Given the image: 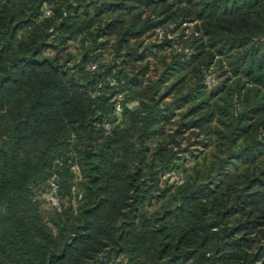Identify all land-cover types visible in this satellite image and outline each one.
I'll return each mask as SVG.
<instances>
[{
    "label": "trees",
    "instance_id": "16d2710c",
    "mask_svg": "<svg viewBox=\"0 0 264 264\" xmlns=\"http://www.w3.org/2000/svg\"><path fill=\"white\" fill-rule=\"evenodd\" d=\"M192 132L224 158L169 187ZM0 264H264V0H0Z\"/></svg>",
    "mask_w": 264,
    "mask_h": 264
},
{
    "label": "rangeland",
    "instance_id": "374dc122",
    "mask_svg": "<svg viewBox=\"0 0 264 264\" xmlns=\"http://www.w3.org/2000/svg\"><path fill=\"white\" fill-rule=\"evenodd\" d=\"M195 31L194 24H190L189 29L186 31L182 32L179 30L178 33H183V37L177 44L178 46L174 47V52L170 50H164V51H157L156 55L152 54L149 58V72L147 73L145 77V81L147 82H153L156 80V78L160 75L163 64L165 60H169L174 53H184L187 50V47L190 45V39H191V33ZM163 38V33L162 36L159 35L156 31L155 33H150L145 37V44H159ZM108 58V57H106ZM221 73V70H219L216 66L211 69V73L208 74L207 80H206V85L207 89L211 90L213 87H215L219 83V78L218 74ZM172 96L169 98L165 99V102H169ZM136 106L135 102H132L129 104V107H134ZM108 125V124H107ZM197 132H192L189 134L182 135V137H179L178 141L180 142V147H175L176 150L179 149L181 150L182 148H188L191 151H193V154H197L198 159H195L191 157L188 154H186V159L183 157H178L180 159L177 160V163L181 166V168H184L185 172H182L181 169H175L171 173H166L162 177V183H166L167 186H173L178 187L184 182L185 177L187 176H193L194 174H198L201 176L202 174H205L207 171H210L209 174L211 176L214 175L216 168L218 166V163L220 160L224 158V153L219 150V145L220 142L216 139H213L211 141V144L209 146H202L201 144L197 143H191L192 140H196ZM202 138V135L198 137V139ZM191 141V142H190ZM190 142V143H189ZM193 145H189V144ZM221 148V147H220ZM178 156H183L180 151H178ZM77 173V172H76ZM77 173V178H74L73 182H76L79 180ZM76 180V181H75ZM48 194V193H47ZM47 194H40L38 199L40 200V209L41 212L44 216L45 219H49L54 215L55 209L49 204L48 200L46 199ZM60 206L62 208L66 207V205L69 203V198L67 195L62 194L61 196H58ZM60 207V208H61Z\"/></svg>",
    "mask_w": 264,
    "mask_h": 264
},
{
    "label": "built area",
    "instance_id": "2783aa9c",
    "mask_svg": "<svg viewBox=\"0 0 264 264\" xmlns=\"http://www.w3.org/2000/svg\"><path fill=\"white\" fill-rule=\"evenodd\" d=\"M51 10L50 9H45V15H50ZM156 32L162 36V30L157 29ZM121 110L120 106H117V111L119 112ZM110 126L106 125L105 129L109 131ZM75 172L79 173V170L77 167H74ZM57 191H58V185L56 183V181L54 180V178H52V180L50 181V190L49 193L47 194L46 199L48 200V202L53 206V207H58L59 206V202L57 199ZM79 197H81L79 195Z\"/></svg>",
    "mask_w": 264,
    "mask_h": 264
}]
</instances>
